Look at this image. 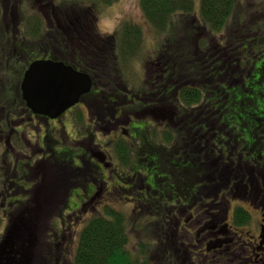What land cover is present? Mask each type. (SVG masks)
<instances>
[{
    "label": "flooded vegetation",
    "instance_id": "1",
    "mask_svg": "<svg viewBox=\"0 0 264 264\" xmlns=\"http://www.w3.org/2000/svg\"><path fill=\"white\" fill-rule=\"evenodd\" d=\"M37 4L38 10L45 14L41 15L44 34L38 41L28 43L26 32L20 29L26 20L20 14L21 17L10 22L7 12L24 11L28 5H33L32 0H0L2 24L13 35L9 41H2L10 39L8 37H0V77L10 78L5 88L17 97L16 101L12 100L13 110L9 113L0 103V197L3 205H9L0 214V264H74L72 242L75 237L73 232L68 233L73 224L70 223L67 230L65 218L74 217V221H78L84 212L89 213L86 208L92 203L94 211L96 204L114 201L133 204L134 210L137 207L144 212L143 219L162 214L168 217L171 264H188L189 261L264 264V163H243L233 155L239 150L229 149L231 134L224 132L226 127L220 117H215L216 123L210 126L209 114L214 105L209 103L208 91L215 88L209 87L207 81V46L202 58L205 78L201 84L186 81L178 84L173 54L166 53L168 46L169 50L173 47L171 38L162 36L169 44L162 43L160 37L153 38L150 50L155 57L148 63L150 66L137 90L116 87L111 90L113 93L104 95V87L112 86L113 72L121 70V60L127 62L137 56L144 37L95 34L98 18L94 14L95 22L77 16L71 31L59 16H65V11L56 12L55 0L48 3L37 0ZM123 41L128 45L120 44ZM219 46L223 47L222 43ZM223 57V53L218 57L221 67ZM240 58L234 56V61L239 62ZM40 60L62 62L92 80V90L57 118L34 112L23 99V77L32 64ZM222 70L223 67L219 72ZM18 75L21 80L17 79ZM220 85L222 83L218 85V92L223 88ZM186 88L198 89L200 100L184 103L181 92ZM156 124L163 129H158ZM97 126H101L102 131H98ZM148 126L157 127L154 134L168 138L175 145L166 166L160 164L161 145L145 139ZM105 129L107 134L102 136ZM176 143L181 149H176ZM233 143L239 144L237 140ZM117 146H123L125 152L129 150L132 155L137 152L131 163L124 158L127 164L115 165L117 157L110 153L118 156ZM162 165L167 173L162 172ZM34 168L38 170L39 184L32 191L33 197L17 195L16 187L26 188L28 194L26 177ZM223 168L237 170L225 174ZM73 170L77 172L72 177ZM209 170L215 172L212 180H218L217 187H209ZM59 171L63 175L69 172L68 189L57 176ZM80 171L83 178L74 179ZM191 171L200 173L197 180L183 181V176L191 175ZM229 174H234L235 180L225 185ZM18 176L23 179L15 180ZM238 184L242 185L240 193L248 203L247 207L238 204L232 208V201L225 193L236 191ZM63 200L62 208L49 212ZM161 201L168 206L163 212L157 207L155 212L153 205ZM15 203L30 205L22 216L28 214L43 220L44 225L32 231V238L15 239L18 234L11 228L14 220L11 209ZM239 208L245 209L250 221L247 218L242 221L240 213H236ZM45 221L49 224L45 225ZM242 223L246 224L240 227ZM67 234L69 239H66ZM12 235L13 241L9 242Z\"/></svg>",
    "mask_w": 264,
    "mask_h": 264
},
{
    "label": "trees",
    "instance_id": "2",
    "mask_svg": "<svg viewBox=\"0 0 264 264\" xmlns=\"http://www.w3.org/2000/svg\"><path fill=\"white\" fill-rule=\"evenodd\" d=\"M79 1L82 0H66L68 4L66 6L72 7V11L77 12L81 8ZM86 1L94 4L103 2L111 5L117 0ZM200 2L201 10L196 12V0H140L142 12L153 30L160 36L171 38L170 46L173 45V47L169 50V41H167L166 52L170 55L173 54L171 57L175 63V75L178 84L185 81L201 84L205 78L201 62L203 53H200L199 48L198 50L196 47L189 46L183 38L198 35L201 32L200 29H203L201 28L202 25L212 33L222 32L229 25L236 6L235 0H200ZM83 9L86 12L85 7ZM67 12L65 11V13ZM22 13L23 11L20 10L9 11L8 20L10 22L16 20ZM92 14L90 16L86 15V18L92 20ZM31 19H26L27 25L24 35L30 36L32 41H38L44 34L43 18L36 13ZM62 19L72 31L76 23L75 19L70 20L66 14ZM2 21L3 13L0 12V37H8L10 39L5 38L2 41H9L13 35L10 32L8 33ZM174 30L176 34L173 33ZM120 31V35L123 37H142L143 35L140 26L130 23H126ZM260 35L251 38L253 42L250 41L249 46L244 45L240 49L243 54L245 53L242 58H245L246 62V64L242 62L240 73L237 72V61H234L233 56L236 53L232 51L233 49L224 51V57L226 58L222 72L218 70L220 64L217 60V49L210 47L207 49L209 66V81L208 79L207 81L209 87L215 88L208 91L209 103L212 106L214 105L212 114L215 112L216 116L222 119L221 124L223 123V126L226 127L224 131L231 134L229 139L232 143L228 147L235 149L237 145L243 146V148H240L241 150L239 149V153L234 152L233 155L238 156L241 162L253 163V165L257 162L264 163V55L262 54L264 35ZM30 39L27 38V40ZM120 44L128 45L126 41ZM251 50L254 56L250 55ZM213 57L214 60H212ZM258 58L261 61H258ZM9 79L8 76L0 77L1 108H7L8 113L13 110L12 100L16 101L17 98L10 91L9 95L7 88H5ZM17 79L21 80V76L18 75ZM221 83L220 86H223V88L218 89V92L217 88ZM181 97L184 103H193L200 100L201 92L198 89L186 88L182 90ZM212 120L216 123L214 118L209 120L210 123ZM232 134L234 135L232 136ZM233 140H237L239 144H234ZM245 150L248 152L245 153ZM1 165L2 161L0 159V174ZM65 165H67V162ZM190 173L191 175H184L183 181L191 180L194 182L200 175L197 171H191ZM232 179L235 180L234 177H227L225 185ZM213 184L217 183L212 181L210 185ZM154 211L157 210L154 208ZM160 211L163 212L165 209ZM238 213L243 218V222L249 217V214L243 208H239ZM144 220L142 219L141 226L135 225L130 229L125 214L114 208H106L105 213L92 218L81 233L75 264H154L155 252L152 250L153 246L147 244L144 239L150 234L149 232L153 226V230L159 228L168 230L170 223L168 217L166 218L164 214L148 217L147 221ZM135 239L138 243L135 242L134 246H130L134 244L132 242Z\"/></svg>",
    "mask_w": 264,
    "mask_h": 264
},
{
    "label": "rangeland",
    "instance_id": "3",
    "mask_svg": "<svg viewBox=\"0 0 264 264\" xmlns=\"http://www.w3.org/2000/svg\"><path fill=\"white\" fill-rule=\"evenodd\" d=\"M41 1L43 3L44 2L48 3V0H41ZM235 1H236V6H235L234 13L231 16V20L229 22V25L222 32H215V33L213 32L212 33L207 28L203 27V25H202L201 28H203V29H200L201 32L198 35L186 36V38H183V40L187 41L189 46H191L193 48L196 47L197 49L199 48L200 53L206 52V49H205L206 46H207V49H208V47L217 48L219 43H222L223 47L219 46L218 48L223 50V52L226 49H228V50L233 49L232 51H234L236 53V54H233V56H237V57L240 56L241 57L239 59L238 64H237V67H238L237 72L240 73L242 70V62L244 61V59L242 58V56H244V54L240 51V49L244 45L249 46L250 41H251V43L253 42V40L251 38L256 37V36H261L260 34L264 35V0H235ZM32 2H33V5H28L24 9V12L21 14L22 17L23 18L26 17V19L29 18V20H32L31 18H33L36 15V13L39 14L40 16L45 15L44 13L41 14V12L38 10L37 0H32ZM64 2H65V4H64ZM78 3L81 4V8L76 12V11H72V7L66 6V5H68L66 0H59L58 2L55 0V4L57 5V6H55V8H56L55 10H56V12H58V14H59L60 10L66 11V12L68 11L66 13V16L70 20H74L76 16L86 17V15L90 16L91 13H93L98 18L97 22H95L94 17H92L95 24L97 25L95 28V30H96L95 32L97 34L103 35V36H105L106 34L110 35L114 31H116V29H118V27L121 25V23H125V22H128L130 24H134V25H138L141 27V29L143 31L142 36L144 37V41H142L143 40L142 39L141 40L142 43L139 44L140 49H138L139 50L138 55L135 57H131V59H128L127 62L125 60L122 62V60H121L120 72H113L114 75L112 78V86L106 87V88L104 87L105 90L103 91V94L105 95V94L113 93V91H111V90L116 88V87H121V88L122 87L123 88L129 87L132 90H133V88H136V90H137V88L141 84L143 77H145V75H146V68L148 69L150 66V65H148V63L151 62L152 57L153 58L155 57V54L153 55V50H150V48L152 47L151 42L153 41V38L154 37H160L162 43L163 42L166 43V38L157 34L153 30V28L150 26V24L147 22L144 14L142 12L141 6H140V0H117L116 2H114L111 5L104 4L103 2H100L98 4L97 3L94 4L93 2H89L86 0L79 1ZM83 6H85L86 12L84 9H82ZM196 10H197L196 12L201 10L200 0H196ZM49 12H51V10L48 11V13ZM84 13H86V14L83 16L82 14H84ZM59 16L61 18L64 17V15H59ZM28 25H29V23H28ZM18 26H19V24H18ZM11 28H14V27L12 26ZM173 33L176 34V31L174 30ZM20 34H21V32L19 33V35ZM27 38L30 39V36ZM30 41H32V39H30L28 43H30ZM28 43L26 44V47H28L27 46ZM36 50H37L36 48H33V51H36ZM262 54L264 55V50L262 51ZM250 55L254 56V53L252 52V50L250 51ZM225 58L226 57H223V59H224L223 62H225ZM200 60H201V57H200ZM212 60H214V57ZM217 60H218V57H217ZM258 61H261V59L258 58ZM137 62H138V64H137ZM222 67L220 66L218 68V70L220 71L222 69ZM223 70H224V68H223ZM19 71H21V70H19ZM206 73L208 76L209 72L206 71ZM19 74L21 75V73H19ZM208 81H209V77H208ZM215 83L217 84L218 82H215ZM212 84H214V83H212ZM120 96H121V94H120ZM215 117H217L216 113L215 114H209V120L211 118H214L216 121ZM213 123H214V120H212L210 124H213ZM122 126H123V124L121 126H119L121 130H122ZM155 126H157L158 129H163L161 125L159 126V124L158 125L156 124ZM157 127L148 126L146 128V131H145L146 135L148 132V137L145 138V134L143 135V137L152 144H156V142H157V144L161 145V151L163 153L160 154V164H163L164 166H166V164L169 163L167 159L169 158L170 152H171V150L173 151L175 145H173L171 142H169L168 138H163L162 136L159 138L157 134H154L157 131ZM97 130L102 131L101 126L100 127L97 126ZM104 133L105 134L102 136H105L107 134L106 129H105ZM233 135L234 134H232V136ZM176 137L178 139L179 134H177ZM130 141H132V139ZM108 142H109V148H110V145L112 142H111V140H109ZM176 144H177L176 149H178V150L181 149L179 147L178 143H176ZM233 147H235V146H233ZM144 148L146 149L147 147L144 146ZM236 148L240 149V148H243V146L237 145ZM115 152L118 154V156L114 152H111L110 154H113V156L117 157V160H114V163L118 167L127 164L128 160H129V163H131V161L133 160V156H135L137 153L135 151V152H133V155H132V152L129 150L125 152V150L123 149V146H119L118 150L116 149ZM126 154L128 155V157L126 156ZM124 158H128V160L126 161V160H124ZM24 159L21 158V160H24ZM165 160H167L166 163H165ZM210 160L213 161L211 159V157H210ZM211 163L213 164V162H211ZM163 165L160 166L162 169V172L167 173L168 170ZM118 169H121V168H118ZM49 170H51V169H49ZM236 170H237V168H235V171ZM37 171L38 170H35V168L33 170H29V176L26 177V182H28V185H29V186H27L28 190H29L28 194L25 193L26 188L23 189L21 187H19V188L16 187V192H18L17 195H19V194L27 195V199H30L31 197H33L32 191L35 190L36 186L39 184V182L37 180V176H38ZM51 172L52 171H49V173H51ZM53 172L56 173V170ZM222 172L225 174L227 172L233 173V170L232 169L225 170V168H223ZM12 176L13 177L15 176L14 172L12 173ZM20 176L15 177V180H22L23 178H20ZM57 176H59L60 179L65 182L64 184H66V186H67V182L70 183L69 178H67L65 180V177L61 171L58 172ZM207 176L209 178L208 181L210 182L211 181L210 178H213V175L211 176L209 174ZM79 178L80 179L83 178V172H81V171L79 172L78 177H76L74 179H79ZM198 181H200V180H198ZM31 187H33L32 190H30ZM67 189L65 190L63 197L66 196ZM240 192H242V185L238 184V189L236 191L231 192V193H229V192L225 193L226 198H229V200L232 201V205H231L232 208L237 206L238 204L240 206L243 205V206L247 207L248 201H246L245 198H243V195ZM161 200L163 201V199H161ZM96 201H98V199H96ZM162 201L159 203V205L158 204L153 205L155 210H157V207H159V206L161 209L166 208V206H168V205H166L167 203L165 204ZM63 204H64V200L61 201V203L54 205L49 212L57 211L56 209L62 208ZM6 206H7V208L9 207V205H3L2 198L0 197V214L2 213L4 208H6ZM25 206H27V204L21 205L20 203H15L13 205V210L11 209V211H13L12 213H14L13 217H14L15 222L18 221L16 219L18 216L17 214L21 213V211L25 208ZM92 206H93V203L86 208L89 211V213L84 212L82 218L79 219L78 221H74V217H72L73 219L65 218V221L67 223V225H66L67 230H68L69 224L70 223L73 224V229L71 231L68 230V233L73 232V235L75 237V239L72 242V247L74 246V251L72 254L73 258L77 252L79 239L81 238V233L86 228L88 222L96 216L103 215L105 213L106 208H114L115 210L121 212L122 214H125L127 219H128V222L130 224V229L132 227H134L135 225L138 227L141 226L142 225L141 224L142 223V216L146 217L144 212L140 211L137 207L134 210L135 206H133V204H129V202H126V201H123L120 204L112 203L109 206H107V204H105V203H98V204H96V207H98V210H96V211L91 210ZM236 213H238V212H236ZM145 220L147 221V219H145ZM42 221L43 220H41V219H39V221L36 219L35 221H31L30 224L35 223L37 225H39V224L42 225ZM54 221H51V222H54ZM44 223H45V225L49 224V221H45ZM244 225L245 224L242 223L240 225V227H243ZM54 230H56V229H54ZM57 231H59V230H57ZM164 235L166 237L165 233H164ZM66 239H69V234L66 235ZM134 242H136V239L132 243H134ZM158 260L160 261V264H161V256L158 258ZM188 264H195V263H192V261H189Z\"/></svg>",
    "mask_w": 264,
    "mask_h": 264
},
{
    "label": "water",
    "instance_id": "4",
    "mask_svg": "<svg viewBox=\"0 0 264 264\" xmlns=\"http://www.w3.org/2000/svg\"><path fill=\"white\" fill-rule=\"evenodd\" d=\"M92 89L89 76L62 62L40 60L32 64L22 83L23 98L36 113L57 118L80 102Z\"/></svg>",
    "mask_w": 264,
    "mask_h": 264
}]
</instances>
